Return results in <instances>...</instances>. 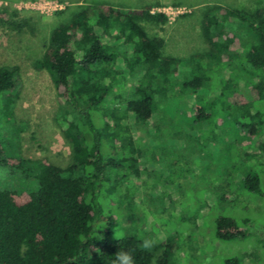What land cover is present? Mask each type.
<instances>
[{"label": "trees", "instance_id": "1", "mask_svg": "<svg viewBox=\"0 0 264 264\" xmlns=\"http://www.w3.org/2000/svg\"><path fill=\"white\" fill-rule=\"evenodd\" d=\"M152 9L88 5L51 32L36 67L50 74L60 95L58 120L71 145L66 166L7 154L1 119L13 117L18 69L0 67V168L24 184L0 185V264H152L159 250L158 263L173 264L169 239L154 249L137 233L114 239L113 207L121 201L127 216L133 214V188L148 156L134 135L144 131L158 142L166 136L223 142V150L214 144L205 154L223 161L226 187L231 191L241 173L240 186L264 197V7L209 10L202 34L210 49L185 69L181 59L164 54L165 39L147 32L144 23L169 21ZM215 80L219 92L209 99ZM188 96H195L193 108H184L188 120L178 111L169 118ZM235 199L230 192L217 196L222 203ZM215 236L232 241L247 231L234 217L221 216ZM225 264L243 262L231 257Z\"/></svg>", "mask_w": 264, "mask_h": 264}, {"label": "rangeland", "instance_id": "2", "mask_svg": "<svg viewBox=\"0 0 264 264\" xmlns=\"http://www.w3.org/2000/svg\"><path fill=\"white\" fill-rule=\"evenodd\" d=\"M95 4L124 10L153 5L154 13H165L169 19L166 25L144 23V26L151 36L165 39L164 54L181 59L185 69L194 56L210 49L202 34L204 15L209 10L216 7L254 10L264 7V0H0V67L18 69L13 117L1 119L3 142L11 157L23 160L47 157L60 166L70 161L71 145L58 120L62 110L59 92L50 74L38 70L36 63L43 58L53 29L71 14ZM11 22L18 27L10 26ZM214 71V78L228 74L224 67L221 73L216 68ZM232 78L238 80L236 75ZM218 92L215 80L207 89V97L213 99ZM178 105L169 110V118L178 111L187 121L184 108H193L195 96H188ZM211 129L215 133L221 131L214 125ZM152 134L144 131L134 135L148 156L141 160L142 176L133 188V214L127 216L121 201L113 207L117 221L114 239L137 233L153 249L169 239L174 247L173 264H225L231 257L240 258L243 264H264V197L250 194L240 186L241 173L231 191L226 187L229 179L221 165L223 161L219 164L217 158L205 154L211 152L214 144L223 150V142L190 144L176 142L170 136L158 142ZM19 178L9 175L7 167L0 168V185L23 187ZM227 192L236 196L235 201L217 200L219 194ZM221 216L234 217L247 236L218 240L215 220ZM246 219L249 223L244 225ZM161 254L159 250L152 264H159Z\"/></svg>", "mask_w": 264, "mask_h": 264}]
</instances>
